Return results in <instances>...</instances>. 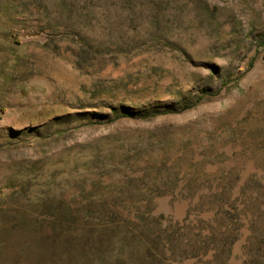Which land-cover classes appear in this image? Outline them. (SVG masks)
Here are the masks:
<instances>
[{"label": "rangeland", "instance_id": "rangeland-1", "mask_svg": "<svg viewBox=\"0 0 264 264\" xmlns=\"http://www.w3.org/2000/svg\"><path fill=\"white\" fill-rule=\"evenodd\" d=\"M261 42L264 0H0V264H264Z\"/></svg>", "mask_w": 264, "mask_h": 264}, {"label": "trees", "instance_id": "trees-1", "mask_svg": "<svg viewBox=\"0 0 264 264\" xmlns=\"http://www.w3.org/2000/svg\"><path fill=\"white\" fill-rule=\"evenodd\" d=\"M264 45V43H259V46ZM65 241H66V246L69 244H74L76 242V237L70 234L65 235Z\"/></svg>", "mask_w": 264, "mask_h": 264}]
</instances>
